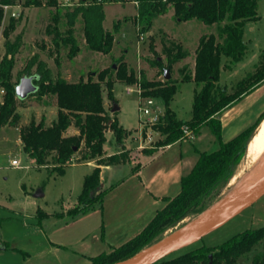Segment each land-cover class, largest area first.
<instances>
[{"label": "trees", "instance_id": "16d2710c", "mask_svg": "<svg viewBox=\"0 0 264 264\" xmlns=\"http://www.w3.org/2000/svg\"><path fill=\"white\" fill-rule=\"evenodd\" d=\"M131 0H77V5L68 12L70 25L64 35L59 30L60 16L58 12L51 16L52 21L46 31L53 36L58 47L60 42L69 45V56L74 57L79 52V45L72 26L76 19L83 20V35L87 46L93 51L112 52L115 43L114 32L104 25L105 4L115 2H130ZM137 2L136 20L142 25V31L149 29L154 19L164 14L169 6H173L174 15L179 21L200 20L208 25L216 24L217 32L204 34L199 38L196 47L195 68L193 73H186L184 80H193L199 86L195 91L191 117L181 119L171 106L173 97L178 90V82L172 78L164 81L148 79L144 73L137 75L136 70L128 66L124 58H120L112 70H101L97 79L88 77L86 80H66L59 72L52 77L51 69L42 60L33 59L30 65L36 64L37 72L33 73L34 83L38 89L32 94L42 98L52 96L58 111L50 124L44 118L37 120L31 117L29 123H21L18 111L19 103L16 95V85L13 81V62L8 55L0 61V84L5 89L0 103V129L10 125L20 130L22 146L26 153L41 166L51 165V173L64 174L74 155L79 154L80 161L97 160L98 165H117L127 162L124 153L106 155L104 144L107 141L106 130L115 135L117 145L122 148L125 128L119 119L111 117L107 112L103 98L104 84L107 86L109 98H113V80L116 78L128 84L139 83L142 96L162 99L164 112L153 128L165 136L143 150L149 152L156 146L170 142L185 140L190 136L186 129L195 136L201 133V128L208 125L215 136L216 148L198 151L199 155L193 167L181 178V191L168 198L166 205L157 210L154 218L138 233L121 246L113 248L91 258L90 264H111L136 254L141 248L154 243L165 236L167 231L181 225L189 216H197L206 208L213 196L220 192L236 176L239 163L247 154V145L256 133V128L264 119L263 114L251 126L242 130L234 138L222 139L221 119L219 113L230 107L242 96L249 93L257 85L264 82V51L260 55L255 69L246 74L234 87L228 91L220 82L222 56L228 58L227 68L241 60L246 52L244 27L249 21L260 19L258 0H134ZM20 3V0H0V34L8 39L16 29L19 20L10 18L9 24L1 31L4 16V4ZM25 6L46 4L57 6L58 0H26ZM121 20L114 24V31L119 28ZM167 52V66L188 56L180 44H172L164 48ZM10 51V50H9ZM8 51V54H9ZM56 63L58 59L56 58ZM161 64V60H157ZM31 95V96H32ZM73 127L75 133H67ZM101 168L86 175L83 189L78 196V203L70 208L68 214L77 217L101 204L108 191L103 188L100 180ZM39 214H45L42 209ZM46 215V214H45ZM1 219V218H0ZM264 241V226L239 232L228 240L216 246H199L188 251L163 257L151 264H237L238 258L250 252L256 244ZM250 264H264V253L255 255Z\"/></svg>", "mask_w": 264, "mask_h": 264}, {"label": "rangeland", "instance_id": "374dc122", "mask_svg": "<svg viewBox=\"0 0 264 264\" xmlns=\"http://www.w3.org/2000/svg\"><path fill=\"white\" fill-rule=\"evenodd\" d=\"M25 1L20 0V6L5 11L1 22L2 31L9 24L11 17L19 20L16 29L9 36L8 44L6 37L2 33L0 35V61L2 60L1 56L3 58L8 55L9 61L13 62V81L15 83L21 77L37 72L36 64L30 65L33 59L42 60L47 66L49 65L47 60L51 59L52 66H48V68L51 69L53 78H56L60 72L66 80L78 81L86 80L88 77L97 79L101 70L107 68L112 70L117 66L119 59L124 58L128 66L136 70L138 76L140 73H144L149 80L164 81V73L168 68L167 52L164 48L172 44H180L182 49L188 52V56L173 64L171 70L169 69L170 78L178 82V90L173 97L171 106L181 119L192 116L193 97L199 86L193 80H184L183 82L181 80L184 74L194 71L199 38L204 34L216 33V24L208 25L200 20L181 22L174 15L173 6H169L164 14L158 15L154 19L149 29L142 31V25L135 18L137 14L136 1L107 3L105 4L104 25L115 34L112 52L108 54L97 52L87 46L85 35H83L84 23L79 18L72 26L73 35L79 45V52L76 56L70 57L69 45L60 42L57 47L53 36L47 33L46 28L52 21V14L58 12L60 16L59 30L66 35L71 27L68 12L74 9L78 3L77 0H58L57 6L46 4L25 6ZM13 11L17 12L15 17L11 16ZM257 11L260 19L249 21L244 27V41L248 47L245 56L231 69L226 67L228 58L222 56L219 82L230 92L233 91L239 80L255 69L260 55L264 51V0H258ZM117 20H121V22L115 32L114 24ZM56 58L58 63H56ZM158 59L161 60V64H158ZM111 79L114 84L113 98L108 97L106 84H104L103 98L109 115L119 119L120 124L125 127L126 135L122 148H119V153H124L126 158L130 159L132 148L138 147L140 144L139 105L142 101L137 90L134 89L139 87V83H125L116 78L115 72H111ZM1 88L0 84V103L5 93L1 92ZM261 92L264 94V83L251 93L252 98L257 97ZM155 99L163 107L164 112L162 99ZM250 101L248 96V98L234 102L228 113L233 116L230 120L233 121L242 112L244 115L250 113L255 107V105L254 107L250 105ZM18 103L20 120L24 124L29 123L31 117L37 120L43 117L45 123L50 124L55 115L54 105L56 102L52 96L40 98L30 95L25 99L18 97ZM115 105H118L119 109L113 111ZM228 116L219 115L226 124ZM73 130V127H69L67 133H74ZM233 133V129L230 131L226 129L223 135L224 140L229 139L227 137ZM106 134V148L108 151H115L118 146L115 135L109 129L106 130ZM164 139L163 134L156 132L152 145ZM183 144L184 150L187 144L188 148H192L194 152L195 150L216 148L215 136L208 125L201 128V133L198 136L193 134L192 137L186 138ZM76 155L79 156V154ZM263 156L264 154L252 159L246 154L239 163L236 176L231 182L220 194L210 199L202 213L187 217L181 225L213 207L237 201L239 196L250 188L247 185L248 178L253 176V169L264 158ZM13 159L20 161L18 166L12 165ZM50 168V164L49 166L38 165L25 152L19 128L6 125L0 129V264H29L27 254L23 251L37 253L54 234L60 235L70 231L80 217L79 215L74 220L76 217H71L68 211L78 203V196L83 189V176L89 172V168L69 164L65 174L51 173ZM126 168L122 166L116 168L119 175L117 177L123 175ZM117 177L111 182H115ZM38 191H42L43 194L36 196ZM40 209L46 215H40ZM261 226H264V195L202 239L188 243L165 257L184 253L194 247L220 245L239 232ZM171 230L167 233H170ZM80 233L82 234L84 231H80ZM87 242L96 246L97 236H89ZM87 248L86 246H77L76 249L72 247L71 250H59L57 255L60 259L55 264H86L85 255H92L97 251L95 249L86 251ZM263 253L264 241H261L250 252L241 255L237 264H250L255 255ZM49 260H51L50 257L38 259L31 264H54Z\"/></svg>", "mask_w": 264, "mask_h": 264}, {"label": "crops", "instance_id": "0c3cea01", "mask_svg": "<svg viewBox=\"0 0 264 264\" xmlns=\"http://www.w3.org/2000/svg\"><path fill=\"white\" fill-rule=\"evenodd\" d=\"M47 61L49 62L48 66L51 67V59ZM263 83L257 85L241 98L244 99L249 96L251 100L250 105H253V107L255 105L250 113L244 115L242 112L231 121L230 118L232 119L233 116L228 113L234 104L219 113L220 115H229L227 124L220 118L222 139L224 140L223 135L226 129L228 131L230 129L234 130V133L230 137H227L229 139L224 141L234 138L242 130L251 126L263 114L264 94L261 92V94L253 98L251 94ZM54 108L56 115L58 106L55 104ZM73 131L74 133L76 132L75 129ZM183 143L184 140L170 142L166 145L156 146L149 152L139 146H135L132 148L133 151L130 159L117 165H98L95 159L84 162L77 160V155H74L69 164L89 168V172L84 174V178L96 166L101 168V184L108 191L104 195L101 204H97L93 209L81 214L80 217L77 216L78 219L77 217L74 219L77 220L70 231H66L60 235L54 234L51 239H48V243L43 245L37 253L23 251L27 254L29 264L35 260L48 257L51 258L49 260L50 263L55 264L60 259L57 255L59 252L57 251L71 250L72 247L76 249L77 246L88 247L86 251L97 250L92 255H85L86 264H90L92 257L105 252H111L113 248L119 247L121 244L137 236L154 218L157 210L166 205L167 200L165 198L174 196L181 191L182 176L193 167L198 158V151L195 150L194 152L192 148H188L187 144L184 150ZM119 148L117 146L115 151H108L104 144L106 155L119 153ZM119 166L127 168L123 175L117 177L119 175L116 168H119ZM116 177L117 180L111 182ZM80 231H84V233L81 234ZM91 235L97 236L98 243L96 246L93 243L87 242L88 237Z\"/></svg>", "mask_w": 264, "mask_h": 264}, {"label": "water", "instance_id": "95a60500", "mask_svg": "<svg viewBox=\"0 0 264 264\" xmlns=\"http://www.w3.org/2000/svg\"><path fill=\"white\" fill-rule=\"evenodd\" d=\"M164 77L165 79L170 77L169 68L165 70ZM34 78L35 76L33 75L20 78L16 85L17 97L25 99L38 89V86L34 83ZM118 109L119 106L115 105L113 111ZM42 194V191H38L36 196ZM262 195H264V180L250 187L234 203L213 207L200 216L189 220L187 223L172 229L170 233L165 234V236L154 241V243L141 248L136 254L111 264H151L155 260L170 254L172 251L188 245V243L202 239L208 233L237 216V213L252 205ZM157 254H160V256L155 258V260L142 263L145 259H149Z\"/></svg>", "mask_w": 264, "mask_h": 264}, {"label": "built area", "instance_id": "2783aa9c", "mask_svg": "<svg viewBox=\"0 0 264 264\" xmlns=\"http://www.w3.org/2000/svg\"><path fill=\"white\" fill-rule=\"evenodd\" d=\"M4 13L5 11L9 10L10 8H13L15 6H20V3H16L15 5L12 4H4ZM17 14L16 11L11 12V16H14ZM135 90H137L139 96L141 97L140 105H139V116H140V122H141V128H140V148H146L151 147L152 143L155 139V134L158 132L156 129H154L152 126L153 124H156L161 115L163 114V107L157 103L156 99L153 97H144L142 96L141 92V85L139 84V87H135ZM133 89V90H134ZM2 92H5L4 87L1 88ZM187 134L192 137L193 133L190 130L186 129ZM20 161L18 159L12 160V165L18 166Z\"/></svg>", "mask_w": 264, "mask_h": 264}, {"label": "bare ground", "instance_id": "6f19581e", "mask_svg": "<svg viewBox=\"0 0 264 264\" xmlns=\"http://www.w3.org/2000/svg\"><path fill=\"white\" fill-rule=\"evenodd\" d=\"M247 147H248L247 154L249 156H251L252 159L253 158L256 159L259 156H261L262 154H264V119L262 120V122L257 127V131L254 134V136L252 137V139L249 142V144L247 145ZM252 175L253 176H251L250 178H248L249 176L247 177L249 180L247 185L249 187H252L253 185L258 184L259 182L264 180V158L261 161H259L258 164L254 167ZM242 183H241V185H242ZM238 190H240V189H238ZM158 256H160V254L152 256L149 259H145L144 261H142V263L151 262V261L155 260V258H157Z\"/></svg>", "mask_w": 264, "mask_h": 264}]
</instances>
